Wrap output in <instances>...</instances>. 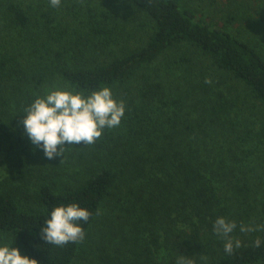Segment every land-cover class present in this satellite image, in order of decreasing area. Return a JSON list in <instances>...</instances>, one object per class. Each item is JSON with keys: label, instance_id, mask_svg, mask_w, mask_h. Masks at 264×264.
Instances as JSON below:
<instances>
[{"label": "trees", "instance_id": "1", "mask_svg": "<svg viewBox=\"0 0 264 264\" xmlns=\"http://www.w3.org/2000/svg\"><path fill=\"white\" fill-rule=\"evenodd\" d=\"M253 9L264 0H0V246L38 264H264ZM216 11L230 28L208 18ZM103 87L125 113L94 144L50 160L25 134L37 97ZM71 203L91 213L84 240L47 243L44 222ZM219 217L236 223L231 255Z\"/></svg>", "mask_w": 264, "mask_h": 264}, {"label": "clouds", "instance_id": "2", "mask_svg": "<svg viewBox=\"0 0 264 264\" xmlns=\"http://www.w3.org/2000/svg\"><path fill=\"white\" fill-rule=\"evenodd\" d=\"M50 7L57 8L61 0H49ZM205 83H211L206 79ZM21 121L24 132L37 147L41 148L48 159L63 156L65 145H92L98 140L105 128L118 127L125 113L123 101L113 98L108 87L92 91L89 95L67 90H49L44 97H37L24 110ZM62 161V160H61ZM99 215V210L97 211ZM91 213L76 203L55 207L50 218L41 228V237L47 243L63 247L68 243L82 242L85 232L79 221L87 222ZM264 230V226H259ZM236 228L235 221L223 217L216 219L213 225L214 234L222 238L224 251L231 255L234 247L239 248L241 241L233 240L231 233ZM257 228L241 225V232L256 231ZM257 238L254 247H260ZM202 259H206L203 257ZM0 264H38L36 259L22 256L18 248L9 245L0 246ZM177 264H195L186 256H179Z\"/></svg>", "mask_w": 264, "mask_h": 264}, {"label": "rangeland", "instance_id": "3", "mask_svg": "<svg viewBox=\"0 0 264 264\" xmlns=\"http://www.w3.org/2000/svg\"><path fill=\"white\" fill-rule=\"evenodd\" d=\"M256 16L260 17L261 21H260L259 25L258 24L254 25L255 31H256L255 33H260L261 35H263V44L260 43V46H262V48L264 49V10L260 9V10L256 11V9H253V15L251 17L254 18ZM208 18L212 19L214 22H216L220 26L224 27L225 29L230 28V22L228 23L226 21L227 18L225 17V15L223 13H220L219 11H216V13H211L208 16ZM243 25H245V24H243ZM233 27H234L235 31L241 29V26H239V23H235L233 25ZM254 112H256L258 116H257V120H256L257 121L256 125H253V130L259 131L262 127H264V107L263 106H256V107H254ZM261 139H263V142L261 143V146H259L257 149H261V147H264V137L261 136ZM3 173H4L3 170H1L0 174H3Z\"/></svg>", "mask_w": 264, "mask_h": 264}]
</instances>
